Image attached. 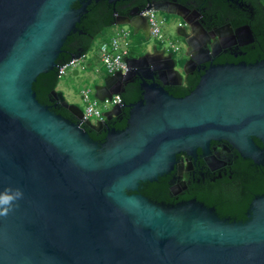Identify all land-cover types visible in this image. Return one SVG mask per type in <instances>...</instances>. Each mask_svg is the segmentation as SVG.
<instances>
[{
	"label": "water",
	"instance_id": "water-1",
	"mask_svg": "<svg viewBox=\"0 0 264 264\" xmlns=\"http://www.w3.org/2000/svg\"><path fill=\"white\" fill-rule=\"evenodd\" d=\"M88 3L0 0V195L22 192L0 216V264H264V194L247 220L228 221L194 200L168 205L131 192L170 170L176 153L207 149L211 140L260 154L253 137L264 143V58L210 65L189 93L175 96L166 82L140 75L153 52H129L127 72L105 76L95 95L111 99L120 93L115 83L137 75L141 98L114 104L93 123L52 90L73 121L41 103L32 85L57 67ZM115 17L112 25L149 37L144 11ZM178 34L189 46V35ZM121 107L129 109L126 127H108ZM84 125L106 126L103 141Z\"/></svg>",
	"mask_w": 264,
	"mask_h": 264
},
{
	"label": "flooded vegetation",
	"instance_id": "flooded-vegetation-1",
	"mask_svg": "<svg viewBox=\"0 0 264 264\" xmlns=\"http://www.w3.org/2000/svg\"><path fill=\"white\" fill-rule=\"evenodd\" d=\"M85 1L89 5L92 0ZM110 3L113 9L115 5L118 7L113 22L116 14L127 18L147 7L163 9L181 18L178 31L189 35L190 45L185 50L178 46L175 51L163 49L164 58L155 56L141 64L139 70L142 76L166 82L164 87L168 91L181 85L176 84V70L189 83L199 80L210 65L254 63L264 58V0H117ZM74 4L75 8L80 6L79 2ZM136 79L139 80L137 75L127 77L115 83L114 88L129 94L130 84ZM140 98L141 95L137 100ZM50 100V107L65 108L53 97ZM128 116L129 109L121 107L118 114L107 120V126L123 130ZM84 127L97 136L104 133L102 139L106 135V126L98 130ZM253 141L260 148V154L255 157L241 155L223 139L211 140L207 149L197 147L190 154L178 152L170 170L151 181H141L131 192L168 205L194 200L211 208L221 219L245 221L252 201L264 194V143L256 137Z\"/></svg>",
	"mask_w": 264,
	"mask_h": 264
},
{
	"label": "rangeland",
	"instance_id": "rangeland-1",
	"mask_svg": "<svg viewBox=\"0 0 264 264\" xmlns=\"http://www.w3.org/2000/svg\"><path fill=\"white\" fill-rule=\"evenodd\" d=\"M155 19L160 28V38L145 37L142 32L134 33L132 28L128 25H111L103 29L93 39L90 50L84 54L82 59L75 65L78 70V75H73L72 69L67 68L65 73L59 77L56 90L61 92L64 99L69 104H75L80 109L84 110L85 103L82 100L81 90L90 88L91 97L95 95V86L103 82L106 75L105 70L101 64L99 55V45L117 32L120 29L131 32V35L119 38L121 48L127 49L131 47L132 52L143 54L150 52L156 46L160 49L171 50V44L174 43L182 50L187 48L186 43L179 36L177 26L181 22V18L174 14H166L162 12H155ZM98 52V53H97ZM179 56V55H178ZM89 61L91 65L85 67V62ZM113 103L110 101H97V107L101 112L105 113L113 108ZM91 122H95V118H91Z\"/></svg>",
	"mask_w": 264,
	"mask_h": 264
},
{
	"label": "trees",
	"instance_id": "trees-1",
	"mask_svg": "<svg viewBox=\"0 0 264 264\" xmlns=\"http://www.w3.org/2000/svg\"><path fill=\"white\" fill-rule=\"evenodd\" d=\"M73 6H76L74 4ZM108 0H92L91 3L86 7V13H84L80 21L76 24V31L72 32L65 40L62 45V51L56 59L57 67L47 71L46 73H41L37 76L36 80L33 82L32 88L36 94V98L43 104L50 105L52 101L51 91L56 89L59 77H58V66L68 62L73 55L81 53V55L86 54L93 43V39L98 33L102 32L104 28L111 26L114 19V11H118L117 5L114 6ZM131 35V32H130ZM108 39V38H107ZM104 39V40H107ZM131 48V47H130ZM131 50V49H129ZM182 62V61H181ZM195 80L190 81L186 86L179 85L174 88V90H169V92L175 96H184L190 92V90L195 86L197 82ZM140 81L135 80L132 82L131 91L129 94L120 93V99L124 102L135 101L140 97ZM54 112L61 114L70 120L76 121L72 113L66 108H52ZM89 136L97 141H101L102 136H97L94 132H89L86 129Z\"/></svg>",
	"mask_w": 264,
	"mask_h": 264
},
{
	"label": "built area",
	"instance_id": "built-area-1",
	"mask_svg": "<svg viewBox=\"0 0 264 264\" xmlns=\"http://www.w3.org/2000/svg\"><path fill=\"white\" fill-rule=\"evenodd\" d=\"M155 12L156 11L154 9L149 8L147 10H144V15L147 17V21L149 24V37L159 39L160 28L155 19ZM129 35V30L124 31L120 29V31L117 32L115 35L109 37L107 40H104L102 43H100V61L107 75H113L117 72L125 74L127 72L128 65L123 60V56L125 55L126 50L124 51L121 48L119 38H125ZM171 47V50L175 51L177 45L172 43ZM83 56L84 55L82 54L80 57H72L68 62L58 66V77L62 76L67 68H75V65L79 62L80 59H82ZM81 96L83 102L85 103V108L83 110V119H89L90 121L92 120L91 118H95V121L104 120L103 112H101V110L97 107V99L91 97L90 88L81 90ZM104 101H110L113 104H118L121 102V99L120 96L116 94L113 95L111 99H105Z\"/></svg>",
	"mask_w": 264,
	"mask_h": 264
},
{
	"label": "crops",
	"instance_id": "crops-1",
	"mask_svg": "<svg viewBox=\"0 0 264 264\" xmlns=\"http://www.w3.org/2000/svg\"><path fill=\"white\" fill-rule=\"evenodd\" d=\"M123 49V48H122ZM130 49V47H128L127 49H123L124 51L126 50V53L125 54H127V53H129V52H132L131 50H129ZM151 52H153V57H155V56H158L159 58H164L165 56V54H163L164 52H163V49H160V48H158V47H154L153 48V50L151 51ZM98 53V52H97ZM100 57V56H99ZM100 61V60H99ZM89 65H91V63L89 62V61H86L85 62V67H87V66H89ZM72 73H73V75H78V70L76 69V68H73L72 69ZM175 73H176V80H177V82H178V84H181V85H184V86H186L188 83L182 78V76L180 75V73H179V70H176L175 71ZM105 76H107V74L105 75ZM104 76V77H105ZM103 84V82H101V83H99V84H97V85H102ZM96 85V86H97ZM115 86L113 85V89H115L114 88ZM120 93H118L117 95H119ZM113 95H116V94H113ZM94 98H96L97 99V101L99 100V101H104V100H100L96 95H94ZM70 104V103H69ZM71 105H74V106H76L75 104H71ZM82 110V109H81Z\"/></svg>",
	"mask_w": 264,
	"mask_h": 264
},
{
	"label": "clouds",
	"instance_id": "clouds-1",
	"mask_svg": "<svg viewBox=\"0 0 264 264\" xmlns=\"http://www.w3.org/2000/svg\"><path fill=\"white\" fill-rule=\"evenodd\" d=\"M22 197V192L20 190H16L14 194L0 195V216H7L9 212L12 210L13 202Z\"/></svg>",
	"mask_w": 264,
	"mask_h": 264
}]
</instances>
